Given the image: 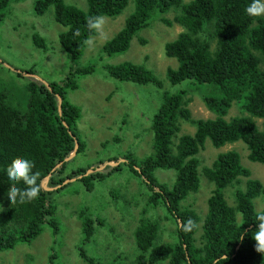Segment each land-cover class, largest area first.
<instances>
[{
    "label": "trees",
    "instance_id": "16d2710c",
    "mask_svg": "<svg viewBox=\"0 0 264 264\" xmlns=\"http://www.w3.org/2000/svg\"><path fill=\"white\" fill-rule=\"evenodd\" d=\"M24 1L0 0V21L10 14L12 5ZM32 1L37 16L52 8L54 20L64 28L59 42L68 72L61 82L46 84L31 79L24 106L16 104L10 92H0V253L15 249L19 243H32L47 226L54 237L61 235L56 197L71 184L66 181L76 179L93 191L96 182L127 167L149 195L134 231L136 253L131 264H264V253L256 251L252 238L257 229L256 216L264 213V207L258 211L256 205L257 200L264 205V183L248 178L251 172L235 150L220 153L211 167L201 171L197 157L207 140L216 148L242 141L250 152L249 159L264 164V15L246 13L252 0H86V10L66 0ZM131 3L133 12L124 27L106 41L103 52L108 56L128 52L133 39L156 19L171 26L166 16L173 11V22L183 32L165 45V53L176 59L178 66L166 73L168 88L145 64L123 62L104 67L108 76L120 82L157 87L161 90V105L150 128L152 154L138 157L130 152L122 159L106 162L119 165L108 164L86 176L90 167L72 170L75 157L69 160L77 142L76 156L85 151L77 132L82 110L70 101L69 93L80 89L81 78L97 71L96 64H80L88 41L98 34L88 29L87 20L93 16L115 19ZM77 29L79 36L74 34ZM33 41L36 48L49 50L47 40L38 32ZM183 83L185 87L176 93L168 90L171 85ZM198 95L215 119L193 117L190 103ZM234 103L249 116L227 121L225 117ZM254 118L262 121V128ZM183 123L194 126L195 133L181 134ZM17 158L34 162L33 172L39 173L41 192L36 200L11 204L7 199L12 187L7 168ZM104 164L100 162L93 169ZM157 170L174 171V183H161L155 175ZM202 175L214 185L205 217L185 205L190 195L200 191ZM243 178H247L245 189L241 187ZM16 186L27 187L22 181ZM230 188L235 189L234 205L227 200ZM160 207L167 212V220L176 224L172 242H162L161 221L148 214L149 209ZM79 218L83 246L105 224L102 216H95L88 208L81 209ZM189 221L194 226L189 227ZM200 228L203 233L198 241ZM123 254L116 253L114 262L119 259V264L127 263L129 257ZM79 256L86 264H105V259L98 260L83 247ZM58 258L53 249L50 262Z\"/></svg>",
    "mask_w": 264,
    "mask_h": 264
},
{
    "label": "rangeland",
    "instance_id": "374dc122",
    "mask_svg": "<svg viewBox=\"0 0 264 264\" xmlns=\"http://www.w3.org/2000/svg\"><path fill=\"white\" fill-rule=\"evenodd\" d=\"M32 2L26 0L12 5L10 14L4 21H0V92H10L14 102L20 106L26 103L27 87L31 79L46 84L61 82L68 72L65 53L59 42V34L64 28L54 20L52 8L45 15L37 16ZM66 2L83 10L87 9L86 0ZM133 10L134 4L131 3L121 16L115 19L104 17L102 29L90 39L91 43L88 42L80 60L81 65L96 64L97 71L81 78L80 89L69 93L70 101L82 110L77 132L80 140L85 143V151L75 156L72 170L88 167L93 169L100 162L107 165L109 160L122 159L130 152L138 157L153 153V135L150 128L161 105V90L153 85L120 82L108 76L104 67L123 62L145 64L155 71L168 88L170 83L166 73L169 68H176L178 62L166 56L165 45L175 40L183 32V28L173 22L175 12L172 11L166 16L173 23L171 26L156 19L149 28L133 39L128 52L106 55L102 49L104 44L124 27ZM36 32L47 40V52L35 47L33 35ZM142 39L146 41L144 44ZM183 87L185 83L171 85L168 90L176 93ZM192 100L190 109L194 118H216L206 107L201 95L194 96ZM244 116L249 114L239 104L234 103L225 119L230 121ZM253 120L259 127H263L261 120ZM195 131L196 128L191 124H182L181 134H194ZM174 142L176 144L178 139L175 138ZM231 150L239 153L242 164L250 170L251 176L248 178L264 183V164L249 159L250 152L242 141L216 148L207 140L205 148L197 156L201 162L200 171L204 167H211L220 153ZM111 165L117 166L119 163ZM103 167L102 169L106 166ZM155 175L161 183L170 186L174 183V171L157 170ZM200 178V191L196 195H190L185 205L192 206L205 217L208 211L207 201L214 185L203 175ZM246 181L247 178H243V189ZM68 183L71 184L56 197V217L62 223L61 235L54 237L47 226L42 235L32 243H19L15 249L0 253V264H86L79 256L81 247L98 260L105 259V264H119V259L114 262L113 256L116 253H125L129 257L125 264L134 261V231L149 198L141 181L133 177L127 167H123L121 172H115L104 181L96 182L93 191H88L81 182L71 180ZM234 190L230 188L226 192L231 205L235 204ZM1 205L3 207V203ZM256 205L258 211L264 207L261 200H257ZM83 208H88L97 217L102 216L105 226L99 227L92 240L82 246L79 212ZM148 214L160 219L162 242H172L176 224L167 220V212L160 207L156 210L149 209ZM202 233L200 228L198 241ZM53 249L58 252L59 258L51 263Z\"/></svg>",
    "mask_w": 264,
    "mask_h": 264
},
{
    "label": "clouds",
    "instance_id": "9594fccd",
    "mask_svg": "<svg viewBox=\"0 0 264 264\" xmlns=\"http://www.w3.org/2000/svg\"><path fill=\"white\" fill-rule=\"evenodd\" d=\"M246 13L253 17L264 15V0H252V3L246 8ZM103 24V16H93L87 20V27L91 31L101 30ZM74 34L79 36L80 31L77 29ZM88 42L91 43L90 40ZM34 167L33 161L27 158H17L7 168V177L12 185L7 193V199L11 204L31 202L39 198L41 192V187L38 184L39 173L33 172ZM21 181L27 186L26 188L21 189L16 186ZM256 221L257 229L252 238L256 242V251L264 253V213H258ZM192 226H194L193 222L189 221V227Z\"/></svg>",
    "mask_w": 264,
    "mask_h": 264
},
{
    "label": "water",
    "instance_id": "95a60500",
    "mask_svg": "<svg viewBox=\"0 0 264 264\" xmlns=\"http://www.w3.org/2000/svg\"><path fill=\"white\" fill-rule=\"evenodd\" d=\"M59 100H60V103H61V105H62V99L59 97ZM60 111H61V108H60ZM78 149H79V143L77 142L76 143V149H75V152H74V154L71 156V158L69 159V160H71L72 158H74L75 156H76V154H77V151H78ZM111 165V163H107V165ZM106 165H104V167H105ZM103 167V166H102ZM103 167V168H104ZM99 169H102V168H98V169H89L88 171H87V174H86V176L87 175H89V174H91V173H93L94 171H99ZM71 180H73V181H76V179H71ZM71 180H68V181H66V183H68L69 181H71Z\"/></svg>",
    "mask_w": 264,
    "mask_h": 264
}]
</instances>
